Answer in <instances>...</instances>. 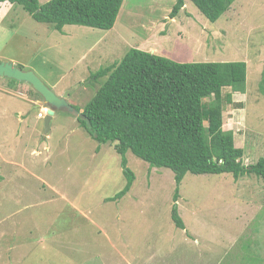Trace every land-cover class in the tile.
Returning a JSON list of instances; mask_svg holds the SVG:
<instances>
[{
    "label": "rangeland",
    "instance_id": "obj_1",
    "mask_svg": "<svg viewBox=\"0 0 264 264\" xmlns=\"http://www.w3.org/2000/svg\"><path fill=\"white\" fill-rule=\"evenodd\" d=\"M175 1L123 0L110 30L67 25L61 32L16 5L0 22V55L48 83L59 81L52 91L70 92L67 102L79 113L107 78L94 74L132 48L178 63L245 62L246 88L223 101L222 120L243 164H253L264 157V0H236L215 22L188 0L171 19ZM230 92L224 88L223 97ZM6 101L0 100V264H264L263 180L187 173L175 195L169 169L150 168L127 152L134 180L112 201L125 183L114 144H98L65 112L52 116L44 134L19 95L9 101L16 107L5 109ZM173 205L183 230L170 218Z\"/></svg>",
    "mask_w": 264,
    "mask_h": 264
},
{
    "label": "trees",
    "instance_id": "obj_2",
    "mask_svg": "<svg viewBox=\"0 0 264 264\" xmlns=\"http://www.w3.org/2000/svg\"><path fill=\"white\" fill-rule=\"evenodd\" d=\"M188 1L205 19L215 22L236 0ZM3 2L20 6L34 21L61 32L67 25L110 30L123 0H49L43 5L38 0H0ZM184 2L175 1L171 19ZM102 76H107L105 82L76 121L98 144H114L120 157L125 183L109 200L122 198L133 183L127 152L150 168L169 169L174 174L175 195L187 173H228L234 179L253 175L264 181V157L244 165L242 149L235 148L232 133L223 130V101L230 100L231 93L244 92L245 62L178 63L132 48L93 78ZM224 88L231 92L223 97ZM258 92L264 97V66ZM170 218L176 228L184 229L176 205Z\"/></svg>",
    "mask_w": 264,
    "mask_h": 264
},
{
    "label": "water",
    "instance_id": "obj_3",
    "mask_svg": "<svg viewBox=\"0 0 264 264\" xmlns=\"http://www.w3.org/2000/svg\"><path fill=\"white\" fill-rule=\"evenodd\" d=\"M0 78L27 83L41 97V101H39L35 110L40 108L45 110L44 134L48 132L50 121L56 112H65L75 117L80 114L67 102V96L70 92H66L61 96L56 95L31 70H21L10 62L0 61Z\"/></svg>",
    "mask_w": 264,
    "mask_h": 264
},
{
    "label": "crops",
    "instance_id": "obj_4",
    "mask_svg": "<svg viewBox=\"0 0 264 264\" xmlns=\"http://www.w3.org/2000/svg\"><path fill=\"white\" fill-rule=\"evenodd\" d=\"M13 7L14 6L9 4L8 2L0 3V22H3V20L7 17V15L13 10ZM62 30H63V28H62ZM0 50H1V48H0ZM0 61L10 62L14 66H20V67L22 66L21 64H19L14 59L7 58V57H4L2 55H0ZM21 70H29V68L22 66ZM39 78L51 90L56 88L58 85V82H59V81H54V82L48 83V81H46V79H44L42 76H40ZM0 79L3 80V81H0V100L1 99L2 100H5V99L8 100V101H6L7 104L1 102V104L4 105L5 109H11V108H13L12 106L16 107L15 105L10 106L9 101H12L15 97H17L19 95L20 99H22V101L24 103H26V105L27 104L30 105V107H31L30 110L36 111L35 117H34L35 121L41 120L43 122L44 116H45V110L43 108L35 110V107L37 106V104L39 103L40 100H38L35 97V95H34L35 91L32 90L31 86L28 85L27 83H24V82H17L15 80H14L15 82L14 81L12 82V81H10V79H7V82H6L5 81L6 78L5 79L0 78ZM30 90H32L33 94L30 92ZM55 94L61 96L60 93H55ZM23 113L24 112L18 111V114H20V115ZM38 113H42L41 118L38 117Z\"/></svg>",
    "mask_w": 264,
    "mask_h": 264
},
{
    "label": "built area",
    "instance_id": "obj_5",
    "mask_svg": "<svg viewBox=\"0 0 264 264\" xmlns=\"http://www.w3.org/2000/svg\"><path fill=\"white\" fill-rule=\"evenodd\" d=\"M38 117L41 118L42 117V113H38Z\"/></svg>",
    "mask_w": 264,
    "mask_h": 264
},
{
    "label": "clouds",
    "instance_id": "obj_6",
    "mask_svg": "<svg viewBox=\"0 0 264 264\" xmlns=\"http://www.w3.org/2000/svg\"><path fill=\"white\" fill-rule=\"evenodd\" d=\"M80 115V114H79Z\"/></svg>",
    "mask_w": 264,
    "mask_h": 264
}]
</instances>
